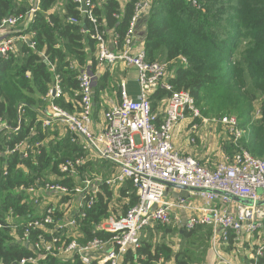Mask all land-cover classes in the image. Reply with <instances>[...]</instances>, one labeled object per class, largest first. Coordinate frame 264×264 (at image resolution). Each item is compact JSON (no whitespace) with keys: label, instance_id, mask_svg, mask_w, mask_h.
<instances>
[{"label":"built area","instance_id":"2783aa9c","mask_svg":"<svg viewBox=\"0 0 264 264\" xmlns=\"http://www.w3.org/2000/svg\"><path fill=\"white\" fill-rule=\"evenodd\" d=\"M153 1L158 0H138L120 45L117 33L100 29L95 16V0H74L77 10L93 27L91 38L96 41L97 69L92 72L89 67L80 68L76 76L77 89L73 93V100L76 99L79 107L75 106L77 110L73 113L54 102L65 97L60 77L55 74L53 85L44 98L46 106L36 112L35 123L40 124L42 130L62 127L64 132L72 135V142L76 141L74 135L79 138L84 156L61 163L58 166L60 174L78 176L82 167L94 162H108L115 167V172L106 179H85L73 188L51 179H38L32 186H21L19 191L27 194L38 207L44 194H49L51 199L41 206V218L20 225L23 227L22 242L28 240L31 229L41 230L33 244L38 256L23 259L20 264H34L48 255H76L82 264H120L127 250L140 247L142 232L156 225L186 231L196 227L210 228L209 249L215 264H235L225 255V249L230 245L237 249L248 247L244 249L243 257L246 264H262L264 157H253L244 149L229 155L219 144L212 148L215 153L219 152L216 153V162L211 161V153L201 161L182 152V148H196L198 142L203 144L208 134L210 139L215 140L219 128L223 138L230 136L235 146L246 133L239 128L236 116L206 117L188 92L175 91L168 81L173 74L169 63L146 60L139 34L144 30L141 20ZM186 1L191 7L200 8L198 0ZM38 10L39 0H32L28 12L8 16L1 21L0 31L8 29L16 36L0 39V59L6 60L15 53L18 41L34 48L35 42L31 39L34 33L27 34L26 31ZM55 10L60 11L58 7ZM118 17L115 15V18ZM69 21L78 23L75 18ZM18 25L23 28L14 30ZM178 59L186 64L185 58L180 56ZM48 64L54 71V65ZM115 67L136 73L137 96L134 98L129 94L122 80L118 101L111 103L101 116L95 118L93 95L97 78L106 70L112 72ZM159 91L169 92L170 95L153 112L151 98ZM254 105L255 120L260 117V102L256 101ZM22 106L17 107L16 127H10L0 118V136H4L5 141L20 133ZM30 132L34 130L30 129ZM179 134H182L178 140L183 144L181 148L175 142ZM41 146L42 141L31 142L24 138L13 145H6L4 150L0 149V157L18 155L20 160L33 158L40 154ZM126 181L131 182L138 202L124 214L95 226L94 231L108 233V239L93 238L81 243L74 236L70 241L64 240L67 235L65 230L76 227V217H84L93 206L102 184L118 190ZM168 184L188 190L180 195L179 192L183 191ZM216 191L251 201L252 204L243 205L216 194ZM72 195L77 197L76 201L70 198ZM62 198L66 200L58 206L62 215L57 218L56 207Z\"/></svg>","mask_w":264,"mask_h":264},{"label":"trees","instance_id":"16d2710c","mask_svg":"<svg viewBox=\"0 0 264 264\" xmlns=\"http://www.w3.org/2000/svg\"><path fill=\"white\" fill-rule=\"evenodd\" d=\"M31 1L0 0V24L8 16L28 12ZM58 1L39 0V10L26 31L27 34L34 33L31 37L35 42L34 48L18 41V51L6 60L0 59V118L10 127H16L17 107L23 105L20 133L6 141L1 135L0 149L4 150L6 145H13L24 138L43 142L40 154L33 158L20 160L18 155L0 157V264H20L23 259L38 256L33 244L41 230L31 229L28 240L22 242L23 227L20 225L41 218L43 212L27 194L19 191L21 186H32L38 179L47 180V171L54 175L52 182L71 188L78 185V179L95 177L102 170L105 179L115 172V167L108 162H94L82 167L78 176L60 174L58 166L61 163L84 156L79 138L74 135L76 141L72 142V135L64 132L62 127L42 130L40 124L35 123L36 112L46 106L44 98L53 85L55 74L60 77L65 97L54 102L73 113L79 107L76 99L73 100V93L77 89L76 76L80 68L89 67L92 72L97 69L92 25L77 10L74 0L58 5L59 12L54 8ZM137 2L95 0V16L100 29L117 33L120 45ZM198 2L200 8L191 7L186 0L152 2L141 20L144 30L140 41L146 60L169 63V70L173 73L169 83L175 91L188 92L204 116H236L239 128L246 134L237 146L233 145L230 136L225 135L219 147L227 154L244 149L253 157H264V0ZM115 15L119 17L115 18ZM70 18L77 19L78 23H71ZM22 28V25L16 27ZM180 56L186 59V64L181 63ZM48 63L54 65V71ZM109 78V70L97 78L93 95L95 118L99 116L100 96L105 92ZM169 95V92H157L151 98L152 111H156L157 105ZM256 101L260 102V117L254 120ZM211 109L215 115L209 114ZM30 129L34 132L31 133ZM115 195L128 201L119 214L109 209ZM70 198L77 200L75 195ZM65 200L62 198L57 204V218L62 215L58 206ZM137 202L138 197L130 181L118 190L102 184L93 206L84 217H76V227L65 230L68 237L64 236V240L70 241L74 236L81 243L93 238L108 239L110 235L94 231L95 226L113 215L111 213L114 217L124 214ZM158 230L177 234L182 242L195 240L198 244L189 246L190 251L180 249L175 253L165 244L152 247L149 238ZM211 234L210 228L203 227L191 231L162 225L149 227L141 234L140 247L127 250L120 264H167L170 261L172 264H198L200 261L201 264L203 255L210 248ZM199 251L200 256L197 254ZM261 263L264 264V258ZM34 264L82 263L76 255H48Z\"/></svg>","mask_w":264,"mask_h":264},{"label":"rangeland","instance_id":"374dc122","mask_svg":"<svg viewBox=\"0 0 264 264\" xmlns=\"http://www.w3.org/2000/svg\"><path fill=\"white\" fill-rule=\"evenodd\" d=\"M66 0H59L56 5L54 4V8H57V6L59 4H66ZM125 81V85L127 88V91L129 92V94L131 93H135L136 91H138V86H137V82H136V73L134 71H130L128 69H123V67L119 68V67H115L114 69H112V72H110V78L108 81V85L106 87L105 92H103L100 96L101 98V107H100V113L102 114V112L104 110H106V108L111 104V103H116L118 101V90H119V84L121 81ZM162 104L159 103L157 105V107L159 108ZM99 114V116L101 115ZM209 114H214V110L211 109ZM212 117V116H209ZM219 134H218V138H216L215 140L210 139V135L208 134L207 137L205 138V141L203 142V146L208 150V148H210V151H212V148H215L216 145L219 144V142H221L224 138L222 136V131L220 130V128L218 129ZM182 134H179V137H181ZM205 150V149H203ZM215 159V160H214ZM218 159L217 158H212L211 161L212 162H216ZM103 173H105L103 170L100 171L98 173V175H94L95 177H100V179H105V176L103 175ZM46 178L48 179H53L54 175L50 172L47 171L46 173ZM107 178V177H106ZM85 179H92V178H84V179H78V185L82 183L83 180ZM116 194V193H115ZM50 195L49 194H44L42 196V200H41V205L38 208H41L42 204L45 203L46 201L50 200ZM128 201L125 199H119L118 196H113L111 203L109 204V209L110 211H113L114 213H121L124 210V207L127 206ZM39 210V209H38ZM114 213H111L114 215ZM115 213V214H116ZM110 214V215H111ZM113 215L109 216L107 219L114 217ZM149 238V237H148ZM147 238V239H148ZM196 238V237H195ZM149 243L152 245V247H154L155 245H168L172 248L173 252H177L180 249L183 250H187L190 251V247L192 245H197L198 241L195 240H187L182 242L180 240V238L177 236V234H173V233H166L163 230H158L155 231V233H153L150 238H149ZM195 249V248H194ZM244 249H248V247H243L242 249H237L235 247H233L232 245L226 247L225 249V255L229 258H231L232 260L236 259H240L244 257ZM198 256H200V251L197 252ZM212 259L213 255L210 253V249L206 250V254L203 255V259L204 261L201 264H206L207 263V259ZM200 262V261H199ZM199 262H197L199 264ZM167 264H172V261H170Z\"/></svg>","mask_w":264,"mask_h":264},{"label":"crops","instance_id":"0c3cea01","mask_svg":"<svg viewBox=\"0 0 264 264\" xmlns=\"http://www.w3.org/2000/svg\"><path fill=\"white\" fill-rule=\"evenodd\" d=\"M14 30H21V29H14ZM15 35V33H12V31H10V30H8V29H5V30H2V31H0V39H5V38H11V37H15L14 36ZM18 51V45H17V50H16V52ZM15 52V53H16ZM131 71H133V70H131ZM95 72V71H94ZM137 93H138V91H136L135 93H131L130 95L132 96V97H136L137 96ZM99 114H101V113H99ZM102 115V114H101ZM100 115V116H101ZM179 136L177 137V140L175 141L176 142V145L179 147V148H181V146L183 145L180 141H178L179 140ZM183 149V153L184 154H191V155H193V156H195L197 159H199V160H201V161H203V159H204V156L206 155V154H208V153H211L212 155H213V158L215 157V158H217V154L216 153H219L218 151H216V153L214 152V151H209V150H207L202 144H200L199 142H198V144H197V147L196 148H182ZM203 149H205V150H203ZM215 160V159H214ZM218 160V159H217ZM179 194L180 195H184L185 194V192L183 191V192H179ZM234 263L235 264H246V259L245 258H240V259H234ZM206 264H215V262H214V258H212V259H207V263Z\"/></svg>","mask_w":264,"mask_h":264},{"label":"water","instance_id":"95a60500","mask_svg":"<svg viewBox=\"0 0 264 264\" xmlns=\"http://www.w3.org/2000/svg\"><path fill=\"white\" fill-rule=\"evenodd\" d=\"M82 10H84V7H82ZM144 28V27H143ZM142 33V32H141ZM141 33L139 34V36H141ZM169 187H172V188H175V189H178V190H181V191H185V190H188L187 188H184V187H180V186H175V185H170L168 184ZM216 194H219V195H223V196H226L228 198H231L232 200L236 201V202H239L243 205H251L252 202L251 201H247V200H244V199H239V198H236L228 193H223V192H219V191H216L215 192ZM262 204V203H261Z\"/></svg>","mask_w":264,"mask_h":264}]
</instances>
